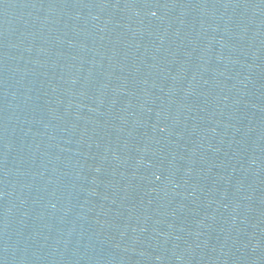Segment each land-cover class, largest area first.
Instances as JSON below:
<instances>
[{"label": "water", "instance_id": "1", "mask_svg": "<svg viewBox=\"0 0 264 264\" xmlns=\"http://www.w3.org/2000/svg\"><path fill=\"white\" fill-rule=\"evenodd\" d=\"M0 264H264V0H0Z\"/></svg>", "mask_w": 264, "mask_h": 264}]
</instances>
